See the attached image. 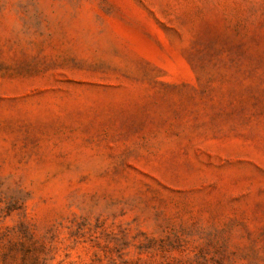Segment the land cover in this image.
I'll return each instance as SVG.
<instances>
[{"label": "rangeland", "instance_id": "rangeland-1", "mask_svg": "<svg viewBox=\"0 0 264 264\" xmlns=\"http://www.w3.org/2000/svg\"><path fill=\"white\" fill-rule=\"evenodd\" d=\"M0 264H264V0H0Z\"/></svg>", "mask_w": 264, "mask_h": 264}]
</instances>
